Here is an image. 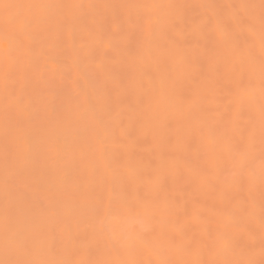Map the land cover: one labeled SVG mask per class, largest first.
<instances>
[{"label": "rangeland", "instance_id": "obj_1", "mask_svg": "<svg viewBox=\"0 0 264 264\" xmlns=\"http://www.w3.org/2000/svg\"><path fill=\"white\" fill-rule=\"evenodd\" d=\"M0 264H264V0H0Z\"/></svg>", "mask_w": 264, "mask_h": 264}]
</instances>
